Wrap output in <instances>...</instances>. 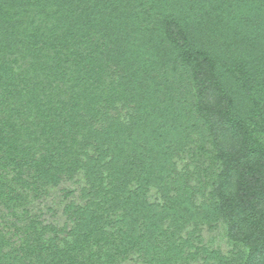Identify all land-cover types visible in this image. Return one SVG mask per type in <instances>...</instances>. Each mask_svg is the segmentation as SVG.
<instances>
[{
	"label": "trees",
	"instance_id": "trees-1",
	"mask_svg": "<svg viewBox=\"0 0 264 264\" xmlns=\"http://www.w3.org/2000/svg\"><path fill=\"white\" fill-rule=\"evenodd\" d=\"M0 264H264V0H0Z\"/></svg>",
	"mask_w": 264,
	"mask_h": 264
}]
</instances>
